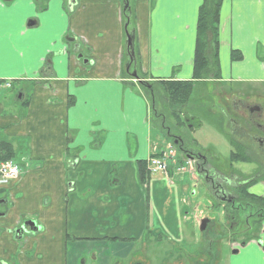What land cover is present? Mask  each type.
Masks as SVG:
<instances>
[{
  "label": "crops",
  "instance_id": "1",
  "mask_svg": "<svg viewBox=\"0 0 264 264\" xmlns=\"http://www.w3.org/2000/svg\"><path fill=\"white\" fill-rule=\"evenodd\" d=\"M71 1L0 0V92L13 85L20 92L0 96V141L13 146L19 169L0 186V260L38 264L40 252L56 248L55 230L62 246L69 234L96 247L109 243L96 239L105 234L121 237L113 244L118 257L140 251L148 232L155 245L167 239L166 257L168 245L194 241L195 220L170 201V222L157 215L147 221L144 198L164 192L153 179L138 185L136 161L158 152L162 133L154 137L148 99L131 72L149 82L191 80L202 0H130L136 62L129 70L123 0ZM219 17L220 78L214 82L264 95V0H223ZM232 50L239 60L231 59ZM178 166L171 162L169 172ZM114 169L117 176L130 174L133 191L123 192L120 177L110 186ZM104 189L111 194L101 196ZM21 220L39 223L40 235L15 236ZM261 236L263 245L264 231ZM30 249L36 253L27 256ZM234 255L229 264H264V248L255 242Z\"/></svg>",
  "mask_w": 264,
  "mask_h": 264
},
{
  "label": "flooded vegetation",
  "instance_id": "2",
  "mask_svg": "<svg viewBox=\"0 0 264 264\" xmlns=\"http://www.w3.org/2000/svg\"><path fill=\"white\" fill-rule=\"evenodd\" d=\"M208 84L209 81L203 82L200 95H196L197 98L203 96L202 99L196 98L194 104L190 102L182 105L184 108L182 107L183 111L180 113L181 121L174 120L172 125L167 126L163 122L162 113L159 117L163 136L170 141L173 157L179 164H186L180 167L184 169L182 172L187 170L185 173L190 175L194 188L199 187V194L209 203L206 207L208 211L200 209V228L205 244L198 256L188 255L189 264H221L218 246L222 240L232 244L233 250L230 253L251 242L264 248L261 241L264 231V207L248 195L252 186L264 184V95L250 92L249 88L227 89L218 84H213L214 88L207 89ZM199 100L200 103H197ZM161 108L164 110L165 106ZM200 117L217 124L216 130H213L220 133L231 149L227 161H220L211 148L202 147L192 137L194 130L201 126L197 125ZM237 153L242 154L245 160H233L232 157ZM247 161L254 164L252 173L235 167L236 164ZM250 182L255 185L245 190L246 195L242 194V187ZM197 192L199 190L196 189L193 197ZM210 211L213 214L215 211L214 217L208 216ZM16 230L15 236H25L26 240H31L40 235L41 226L35 220H21ZM120 239L113 241L107 238L109 243L105 242L103 247H96L82 245L75 242L79 239L74 238L72 242L61 245L58 259L57 247L46 248L40 252L42 260H39L38 264H118L113 263L112 258L118 256H115L118 251L114 250L113 244L123 242ZM212 244H216L217 255L210 252ZM144 245L146 250L147 244ZM176 250L182 251L179 248ZM35 253L30 249L27 256ZM0 264H34V261L10 263L0 260ZM130 264H149V260H141L136 256Z\"/></svg>",
  "mask_w": 264,
  "mask_h": 264
},
{
  "label": "rangeland",
  "instance_id": "3",
  "mask_svg": "<svg viewBox=\"0 0 264 264\" xmlns=\"http://www.w3.org/2000/svg\"><path fill=\"white\" fill-rule=\"evenodd\" d=\"M150 3H151V0H150ZM214 86L215 85L210 83V84H208L207 89H212V88H214ZM221 86H223L225 88L224 85H221ZM257 86L259 89L262 88L261 85H257ZM233 87L235 89H238L240 87L249 88L250 92L255 90L248 85H242V84L241 85H234ZM4 92H8L9 96H11V98H14V96H16V94L18 93V87L16 85L15 86L13 85L9 89H3V92H0V96H2ZM196 95H197V93H196ZM196 95L194 96V100L197 98ZM198 98L202 99L203 96H199ZM5 99H7V97H5ZM200 101L201 100L197 101V103H200ZM7 104H9V100L7 101ZM8 107L14 108V107H16V105H14L10 101V104ZM156 107H157V104H156ZM9 108H7V110H6L7 112H9ZM162 111L164 112V110H162ZM198 115L203 116V114L201 115L199 113H198ZM168 117H170V116H168ZM199 120H200V122L197 125L198 126L201 125V126L198 129L196 128L197 129L196 131L194 130V132L192 133V137L202 147L211 148L214 155L220 161H222V162L227 161L229 154H230V150H231L228 142L220 135V133L218 131L217 132L214 131L216 129L211 124V122H209L208 120H204L203 117H200ZM167 122L169 124L165 122V125L170 126L173 124L174 119L171 120L170 118H167ZM150 123L152 125V133H153L154 137L155 136L158 137L162 133V137H161L162 138V144L160 146L159 140L157 141V144L159 145L158 147L160 149L158 148V152L155 153L156 155H159L160 153H162V154H161V156L155 157V158L163 159V156L166 154L163 153L162 150L163 151L165 150L167 153H170L169 152V148H171L169 146L170 141L163 136V132H162V129L160 126L161 124L159 121H157V120L152 121V118L150 116ZM165 143L167 144L166 149L164 146ZM132 153H133V150H132ZM151 155H153V154H151ZM178 157L179 156L177 155L176 158H178ZM14 160L17 161L18 156H16L14 158ZM165 161L167 164V168L170 169L168 158H166ZM250 161H247L245 163H238V164H236L237 166L235 165V167L243 170L244 172L252 173L253 169H254V164L251 163ZM174 168L175 167H172V169L175 171ZM116 169L112 170L113 172L111 175V180L113 182L112 183L109 182L110 186L115 185L114 187H117L116 185H118L119 183L117 184L115 180H117V178L120 177L122 179V184H127V187H126L127 190H125L123 192L133 191V186H132L133 184L129 180L130 174L125 173V174H120L117 176ZM136 169H137L136 177H137L138 185L142 186L144 184L141 182V177H140L139 172H138L137 164H136ZM185 172L182 173V172L176 171V173H174V175H171L169 178L166 177L165 175L161 174V173H150L149 172V174H148L149 175V181H151L152 179L156 180L157 183L160 185V188H158V189L160 191H163L164 195L161 197L156 196L154 198L153 193L148 194V196L144 198L145 201L147 198L145 210H146L148 223H149V221L153 215H157L159 220H165L166 222H170L172 220L171 214H170V210L172 207H170V205H169L171 203L170 201H173L175 203L174 205H176L177 208H181V207L183 208L184 207V211H186L188 213V215L190 216L189 220H195L192 223V231H191L192 232L191 235H192V238L194 239V241L193 242H190V241L185 242L184 244H181L180 246L179 245L178 246L172 245V244L168 245V248L170 249V252H169L170 255H167L165 257L164 253L162 252V249H164L165 245L168 244V243H166L167 239L166 238H160L159 241L161 244L155 245V238H153L152 236H150L148 234L142 238V239H144L143 240V242H145L144 244H147L146 250L144 249L145 245H143V247L140 251H133L128 256L113 257L112 258L113 263L130 264V261L132 259H135L136 255H137L140 257L141 260L147 258V260H149V264H177L178 262L180 264H189L188 255H191V256L197 255L198 256L199 253L203 250L205 240L203 239V232H201V228H200V219H201L200 218L201 217L200 209L204 208L205 211H208V208H206V207H208L209 203H207L206 201L203 200V197L199 194L201 192L199 187L194 188V185L192 184V182L190 180V175L188 173H185ZM171 174H173V173H171ZM145 183L147 184L148 182H145ZM252 185H255V183ZM196 189L199 190V192H197L196 196L193 197L192 194L195 192ZM147 190H148V187L143 189L145 196L147 195ZM249 192L251 194L261 196V194L264 193V184L258 183L255 186H252L249 189ZM110 194H111L110 189H104V192L101 193V196H106V195H110ZM127 199H128V201L129 200L133 201V199L130 196ZM120 211H121L120 216L122 217V218L120 217V219L125 220L127 218V213L124 211V208H121ZM215 211H214V214L212 211H210L209 212L210 215H208V216L214 217ZM93 214H95V213L93 212ZM172 215H176L178 217V215H180V214L177 215V213L175 212ZM217 216H218V214H217ZM155 222L157 224V219H155ZM160 233H162V232H160ZM104 234L105 233H100L97 235L101 236ZM52 235H53L54 240H55V246L57 247V259H58L60 256L59 250L61 249V245H62V244H60V240H59V231L55 230L52 233ZM75 237H77V236H75L73 234H69L66 236V240L69 242H72ZM108 237L109 236L107 234H105L101 238H96V239L106 240ZM117 238L120 239L121 237H117ZM227 242L222 240L218 246V250L220 251V258H221L220 262H221V264H228V262H230L232 260V258L235 257L234 254L230 253V251L233 250L232 244L229 242L227 243ZM63 243H64V235H63ZM156 243H158V242H156ZM177 248H179L182 251L178 252L176 250ZM210 252L213 253L214 255H217L216 244H214V245L212 244ZM54 253H56V251ZM57 259L55 261H57ZM161 259H163L164 261H161Z\"/></svg>",
  "mask_w": 264,
  "mask_h": 264
},
{
  "label": "trees",
  "instance_id": "4",
  "mask_svg": "<svg viewBox=\"0 0 264 264\" xmlns=\"http://www.w3.org/2000/svg\"><path fill=\"white\" fill-rule=\"evenodd\" d=\"M222 1L223 0H202L201 5L198 7L191 80H156L149 82L139 75L141 79V82L139 83L146 95V98L148 99V108L152 121L157 120L160 122V113L164 116V123H168L167 118H170L171 120L174 119L175 121H181L180 113L183 111L182 105H186L190 102L191 104H194V102H196L194 100V96L196 95V92L200 95V87L204 86L202 85L203 82L209 81L212 84H219L214 81L220 78L218 49L219 12ZM122 7V20L124 23L125 33L127 30L128 32L133 31L135 34V28L130 27L134 20L132 10L130 9V0H123ZM230 56L232 60H239L241 58V54L234 50L231 51ZM71 102L72 100L70 99L69 103ZM161 106H165L166 110L164 109V112L162 111L163 109ZM172 107H174L173 110ZM211 124L214 127L217 126L215 123ZM161 154L162 153L159 155H151L150 158L159 157ZM14 157L15 152L13 146L4 140L0 141V164L6 161L13 162L12 159ZM232 159L240 161L245 160L242 154L240 155L238 153L232 157ZM136 164L141 177V182L143 184H145V182H149V172L146 170V160H137ZM168 174L170 176L172 175L169 171ZM252 183L253 182H250L242 187L244 190L242 194H247V191L245 190L248 189ZM248 195L253 197L255 200H258L260 205L264 207V196H257L250 193H248ZM145 235H148V232ZM110 240L115 241L118 239L110 238ZM120 240L124 241V239Z\"/></svg>",
  "mask_w": 264,
  "mask_h": 264
},
{
  "label": "built area",
  "instance_id": "5",
  "mask_svg": "<svg viewBox=\"0 0 264 264\" xmlns=\"http://www.w3.org/2000/svg\"><path fill=\"white\" fill-rule=\"evenodd\" d=\"M168 154L163 156V159L149 158L147 160V169L152 173H163L167 171V164L165 159L168 158ZM18 167L11 161H7L0 164V185L7 184L9 181L17 178Z\"/></svg>",
  "mask_w": 264,
  "mask_h": 264
},
{
  "label": "water",
  "instance_id": "6",
  "mask_svg": "<svg viewBox=\"0 0 264 264\" xmlns=\"http://www.w3.org/2000/svg\"><path fill=\"white\" fill-rule=\"evenodd\" d=\"M5 2H8L10 0H3ZM75 0H72L70 2V4H73ZM126 40H125V52L126 55L128 57V61L125 65V69L129 70L131 65H134L136 62V57H135V52H134V40H135V34L133 33V31L128 32L126 30ZM131 76L133 78H135L136 80H138L139 82H141V79L139 77V74L136 72V70H133V72H131ZM17 232V230L15 231V233ZM232 254L237 253V251L231 252Z\"/></svg>",
  "mask_w": 264,
  "mask_h": 264
}]
</instances>
